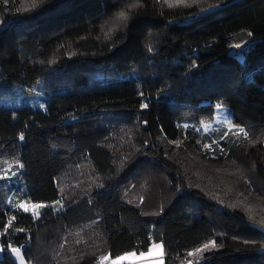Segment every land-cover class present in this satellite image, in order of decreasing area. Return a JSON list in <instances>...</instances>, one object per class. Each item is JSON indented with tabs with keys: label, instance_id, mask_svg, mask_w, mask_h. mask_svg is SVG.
<instances>
[{
	"label": "trees",
	"instance_id": "1",
	"mask_svg": "<svg viewBox=\"0 0 264 264\" xmlns=\"http://www.w3.org/2000/svg\"><path fill=\"white\" fill-rule=\"evenodd\" d=\"M39 94L45 113L2 104ZM220 106L247 140L203 153L179 123ZM8 166L0 264H17L9 247L101 264L154 243L165 264H264V0H0ZM22 191L50 206L37 221L11 202Z\"/></svg>",
	"mask_w": 264,
	"mask_h": 264
},
{
	"label": "rangeland",
	"instance_id": "2",
	"mask_svg": "<svg viewBox=\"0 0 264 264\" xmlns=\"http://www.w3.org/2000/svg\"><path fill=\"white\" fill-rule=\"evenodd\" d=\"M217 7L208 8L211 11L215 10ZM203 10L199 13V15H205L210 13L211 11ZM246 47V45L241 46L240 50ZM233 53V51L231 52ZM43 95H35L27 96V97H18L12 99H6L2 102L3 107L8 110H14L19 108H26V107H33L34 109L45 113V106L41 100ZM187 130V138L192 139L195 138L198 140V145L200 147V151L210 152L211 154H215L216 152L222 153L227 152L229 146L233 145L238 141H242L243 139L247 138L246 132L243 128L239 126L236 122L231 110L225 106L218 107L212 116L203 118L199 121L198 125L192 124H182L179 123ZM243 129V132L240 131ZM247 140V139H246ZM20 172L17 166H8L3 174L0 176L1 179L8 177L7 179L12 181L13 177ZM15 178V177H14ZM8 181V182H10ZM15 183V179L12 181ZM10 184H12L10 182ZM19 183H16L18 186ZM21 186V185H20ZM25 191L19 192V194L12 196L11 202L16 203V206L21 209L23 212L28 214L29 216L33 217L36 221L40 218L43 211L49 209L50 206L44 205L45 207L39 209H33L32 206L36 205L33 203L28 202L24 199ZM27 207L29 210L25 211L24 207ZM155 245H161L160 248H154ZM214 245V246H213ZM215 247V243L211 244L208 249L203 250L204 253L208 251H212ZM13 248L19 249V255L12 251ZM203 249V248H202ZM6 248H3L0 245V260L5 258L4 252ZM25 248H18V247H9L8 251L13 256L14 261L17 264H29L24 255ZM202 251V252H203ZM202 252H196L194 255H199ZM134 254V255H130ZM143 254V255H141ZM165 248L162 243H154L149 251L144 253H127L118 258L107 260L110 261L111 264H157L158 261H162V264H165ZM122 257H126L125 259H121ZM180 264H194L191 261H186Z\"/></svg>",
	"mask_w": 264,
	"mask_h": 264
},
{
	"label": "snow or ice",
	"instance_id": "3",
	"mask_svg": "<svg viewBox=\"0 0 264 264\" xmlns=\"http://www.w3.org/2000/svg\"><path fill=\"white\" fill-rule=\"evenodd\" d=\"M34 6V5H33ZM133 7H134V5H133ZM207 11H211L210 9H208ZM118 17L120 18V20L121 21H123L124 23H126V21H127V19L129 18L128 17V13L127 12H125L124 10H121V11H119V13H118ZM236 48H240L241 46L239 45V44H237L236 46H235ZM149 51H151V48L149 47ZM142 107H148V105L147 104H144V105H142ZM240 131L241 132H243V129H240ZM21 139H23V137H21ZM8 177L6 176L5 177V179H7ZM22 207H24V206H22ZM42 207H45L44 205H40V204H36V205H33L32 206V208L33 209H39V208H42ZM24 210L25 211H28L29 209L27 208V207H24ZM214 246V245H213ZM160 247H162L161 245H155L154 246V248H160ZM209 248V245L208 244H205L204 246H203V249H197L196 251L197 252H202L203 250H206V249H208ZM12 251L13 252H15L17 255H19V249H17V248H13L12 249ZM130 255H134V254H130ZM141 255H143V254H141ZM189 256H192L193 255V253H189L188 254ZM126 257H122L121 259H125ZM105 260L107 259V257H105L104 258ZM157 264H162V261H158L157 262Z\"/></svg>",
	"mask_w": 264,
	"mask_h": 264
},
{
	"label": "built area",
	"instance_id": "4",
	"mask_svg": "<svg viewBox=\"0 0 264 264\" xmlns=\"http://www.w3.org/2000/svg\"><path fill=\"white\" fill-rule=\"evenodd\" d=\"M101 264H111L109 260H104Z\"/></svg>",
	"mask_w": 264,
	"mask_h": 264
}]
</instances>
